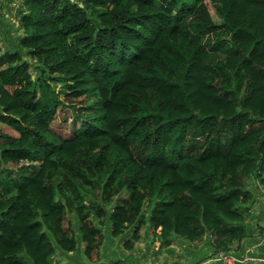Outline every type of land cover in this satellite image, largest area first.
<instances>
[{
    "label": "trees",
    "instance_id": "obj_1",
    "mask_svg": "<svg viewBox=\"0 0 264 264\" xmlns=\"http://www.w3.org/2000/svg\"><path fill=\"white\" fill-rule=\"evenodd\" d=\"M207 1L22 0L0 46V264L97 263L108 225L129 250L210 240L197 264L261 237L264 0H209L219 22Z\"/></svg>",
    "mask_w": 264,
    "mask_h": 264
},
{
    "label": "rangeland",
    "instance_id": "obj_2",
    "mask_svg": "<svg viewBox=\"0 0 264 264\" xmlns=\"http://www.w3.org/2000/svg\"><path fill=\"white\" fill-rule=\"evenodd\" d=\"M0 2H1V0H0ZM6 2H7V4H9V6L6 5ZM21 2H22V0H3V5L0 8V46H2V48H4V49L16 48L17 40L20 37V35H22V29L20 28L19 17H18V11H19L18 7L20 6ZM207 2H208V6H209V9H210L212 16L214 17L216 22H219L220 17L215 12L213 5L210 3L209 0ZM8 7H10V8H8ZM1 126H3V125H1ZM68 132H71V131H68ZM253 184H255V183L253 182ZM255 193H256V198H255V201L253 202V204L251 205V212L252 213H251V215L250 214L247 215L249 223H250L249 228L252 227V225L256 222L257 216H262L264 214L263 213L264 212V199L261 198L256 191H255ZM261 222H264V220H261ZM110 226L111 225H108V227L105 229V232H106V238L105 239H106L107 243L112 244V243L116 242V244H118L119 243L118 241H120V240L123 241L122 240L123 237L111 236ZM151 236L149 237V239L142 238V240L138 242L137 247L139 246V248H142V249H144L146 247H150V248L145 249L147 252H150V253H152L153 251H156L155 248L157 245H156V242L151 239L152 238ZM121 241L119 243L120 244L119 246H120V248H123ZM78 243H79V247L80 246L83 247V243H82V245H81L80 241ZM263 244H264V242H263ZM263 244L258 245V248H264ZM182 248H183V243H176L175 249L179 250L182 255L186 256V253L184 251H182ZM258 248H256V252H257ZM102 250L105 253V249H102ZM123 251H125V248ZM104 253L102 254V260H100L97 263L91 262V264H103L105 261L104 260ZM159 254H161L160 257L163 256L162 257L163 260H157L155 262V264L156 263H163V262H165L166 264H172L171 260L164 259V258H166L165 256H168V258L169 257L170 258H176L177 257L175 252L174 253L170 252L166 248H164L163 252L159 253ZM77 256H79V255H77ZM116 256H118V255H116ZM73 257H72V259L68 258V257H66V258L63 257V258L59 259L58 257H56L55 264H83V263L78 262V261H77L78 263L75 262L76 261L75 256H73ZM113 261H114V259L111 258L110 261H108L104 264H114ZM249 262L250 261H248L247 264H250ZM239 264H242V263H239Z\"/></svg>",
    "mask_w": 264,
    "mask_h": 264
},
{
    "label": "crops",
    "instance_id": "obj_3",
    "mask_svg": "<svg viewBox=\"0 0 264 264\" xmlns=\"http://www.w3.org/2000/svg\"><path fill=\"white\" fill-rule=\"evenodd\" d=\"M261 220H264V214L262 216L256 217V222L257 221L259 222ZM250 231H251V240H249V238H247L245 241L249 240L252 242L251 244H255L260 240V238L257 237V233H259V231L257 232L256 228L250 229ZM144 232H145V235L143 238L149 239L148 230H145ZM253 234L256 236L253 237ZM120 241H118V242L120 243ZM121 242H122L123 248H120L119 243L118 244H116V242L112 243V244L109 243V248H107L105 250V255H104L105 261H104V263L110 261L111 258L117 259V260L129 258L133 262L132 264H155V262L157 260H163V258H162L163 256L160 257L161 254H159V253H162L163 250L162 251L158 250L157 246L155 248L156 251H153L152 253H150V252H147L145 250V249L150 248V247H146L144 249L139 248V246L137 247L138 242L136 243V246L133 250L126 249L124 246V242L123 241H121ZM176 243H183L182 251H184L186 253V256L182 255L179 250L175 249ZM248 244H249V242H248ZM124 248H125L126 252L123 251ZM167 250L170 252H173V253L175 252V254L177 256L176 258H170V257L168 258V256H165L166 258H164V259L171 260L172 264L173 263H175V264H197L196 263L197 261H199L201 259L203 260V258L210 255L213 248L211 246L210 240H208V242H207V240H205V242H201V243H198L196 245V244H192V243L190 244L188 242H185L182 239L175 238L172 241V244L170 245V247L167 248ZM258 252H259V254L264 256V253L261 251V249H259ZM116 255H118V256H116ZM66 257L67 256H65V258ZM58 258L61 259L63 257L60 256ZM211 264H224V263L217 261V262H213ZM236 264H239V263H236ZM250 264H253V263H250Z\"/></svg>",
    "mask_w": 264,
    "mask_h": 264
},
{
    "label": "built area",
    "instance_id": "obj_4",
    "mask_svg": "<svg viewBox=\"0 0 264 264\" xmlns=\"http://www.w3.org/2000/svg\"><path fill=\"white\" fill-rule=\"evenodd\" d=\"M263 242H264V230L262 232L260 240L255 244H250L249 246H246L241 256L234 255L231 252L222 251V252H218L217 254L211 255L200 264H211L217 261L223 262L224 264H236V263L247 264L248 261H250L249 263L264 264V257L256 254L257 253L256 248H258V245H262ZM120 264H132V263L123 260L120 262ZM156 264H166V263L163 262Z\"/></svg>",
    "mask_w": 264,
    "mask_h": 264
},
{
    "label": "water",
    "instance_id": "obj_5",
    "mask_svg": "<svg viewBox=\"0 0 264 264\" xmlns=\"http://www.w3.org/2000/svg\"><path fill=\"white\" fill-rule=\"evenodd\" d=\"M82 6V4H80Z\"/></svg>",
    "mask_w": 264,
    "mask_h": 264
}]
</instances>
